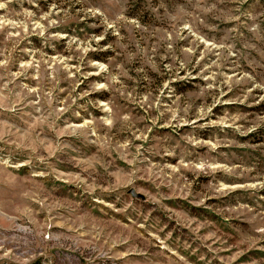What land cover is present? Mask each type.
<instances>
[{"label":"rangeland","instance_id":"obj_1","mask_svg":"<svg viewBox=\"0 0 264 264\" xmlns=\"http://www.w3.org/2000/svg\"><path fill=\"white\" fill-rule=\"evenodd\" d=\"M0 264H264V0H0Z\"/></svg>","mask_w":264,"mask_h":264},{"label":"water","instance_id":"obj_2","mask_svg":"<svg viewBox=\"0 0 264 264\" xmlns=\"http://www.w3.org/2000/svg\"><path fill=\"white\" fill-rule=\"evenodd\" d=\"M131 192H132V194L137 195V194L134 192V190H132Z\"/></svg>","mask_w":264,"mask_h":264}]
</instances>
